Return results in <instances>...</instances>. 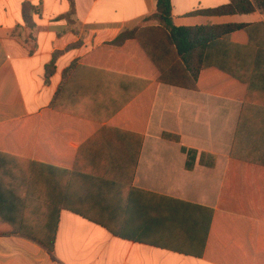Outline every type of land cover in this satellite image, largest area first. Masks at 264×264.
I'll return each mask as SVG.
<instances>
[{
    "label": "crops",
    "instance_id": "0c3cea01",
    "mask_svg": "<svg viewBox=\"0 0 264 264\" xmlns=\"http://www.w3.org/2000/svg\"><path fill=\"white\" fill-rule=\"evenodd\" d=\"M252 1L255 13L208 16L193 13L230 1L172 0V19L264 22ZM157 10L158 0H0V181L8 198H38L0 208V229L49 227L59 213L56 259L0 235V264H264V168L230 157L243 92L160 83L135 41L113 45L158 26ZM140 80L151 84L136 95ZM128 133L144 135L134 171ZM63 201L149 240L116 236Z\"/></svg>",
    "mask_w": 264,
    "mask_h": 264
},
{
    "label": "trees",
    "instance_id": "16d2710c",
    "mask_svg": "<svg viewBox=\"0 0 264 264\" xmlns=\"http://www.w3.org/2000/svg\"><path fill=\"white\" fill-rule=\"evenodd\" d=\"M230 3L195 12L208 16L245 15L256 12L252 0H229ZM264 8V0L261 1ZM172 0H158V10L153 19L158 26L141 27L127 30L113 43L123 46L128 41H135L153 63L158 71L157 81L188 90H199L200 83L222 85L228 92L241 90L243 105L238 120L230 157L232 160L264 168V22L227 23L219 25H201L194 27L176 26L172 19ZM212 77L210 78V76ZM136 95L146 89L151 82L140 80ZM135 139L133 171L137 167L144 135L128 133ZM163 139L180 142L178 134L163 132ZM185 150V149H184ZM195 152H188L187 167L193 168ZM216 156L203 152L200 163L209 167L216 165ZM0 181V208H5L15 200V208L32 207L38 198H8L3 195ZM161 198V197H160ZM63 209L84 216L92 222L106 227L112 234L123 239L148 241L145 235H138L133 229L115 226L88 212L63 201ZM48 207V206H47ZM145 207V205H144ZM159 208H174L164 207ZM56 208V207H48ZM58 210L60 208H57ZM53 224L43 228L0 229V235H20L39 242L56 259L54 255L58 231L59 213ZM141 222L140 224H142Z\"/></svg>",
    "mask_w": 264,
    "mask_h": 264
}]
</instances>
